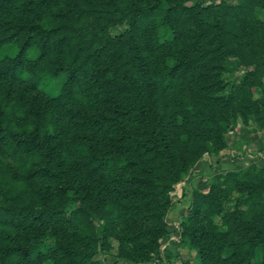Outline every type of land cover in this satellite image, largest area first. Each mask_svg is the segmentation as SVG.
<instances>
[{"label":"rangeland","instance_id":"rangeland-1","mask_svg":"<svg viewBox=\"0 0 264 264\" xmlns=\"http://www.w3.org/2000/svg\"><path fill=\"white\" fill-rule=\"evenodd\" d=\"M149 3L153 11L142 17V13L137 10L138 6ZM230 4L233 7L228 8ZM157 7L165 9L171 18L170 26L158 29L161 37L152 39V29L147 28L146 24L152 22L154 10L161 9ZM10 20L26 24L40 23L32 27L28 38L30 45L21 47L20 34L10 29L12 22L7 23ZM229 20L234 21L235 25L230 26ZM0 21L3 22L0 26V59L19 55L17 58L23 61L36 60L37 64L46 68L45 72L38 75L37 95L23 89L24 83L12 81L14 78H0V98L5 101V108L11 109L13 113L10 123L18 129L26 121H35L38 125L40 113H44L46 124L49 123L53 129H59V133L68 137L72 134V128L67 122L69 115L65 109L82 105L90 108L93 95L89 93L104 87L99 85L101 82L98 80L87 87L86 79L95 72L97 64L108 65L106 61L114 62L119 57L131 63L132 56L136 54L139 60H135V64L142 78L137 83L139 87L150 79L149 70L155 69L153 67L160 63V44L155 45L159 40H170L174 48L196 52L205 44L208 31L212 30L248 33L254 39L257 38L250 49L240 48L238 56L227 57V61L234 63L233 67L224 70L222 89L216 88L222 98L237 86L246 85L251 91V111L256 113L239 110L235 102L228 108L215 105L214 118L216 123L219 122L220 129L214 131L207 110L206 117L195 112L187 113L185 109L182 110V117L179 116V110L175 113V99L182 95L181 90L161 93L157 89L159 111L172 114L171 121L174 124L169 125L168 129L175 144L176 160L181 153L189 159V149L195 153V159L169 188L167 195L171 203L161 210L159 220L162 231L156 250L148 257H140L142 254L136 259L134 255V258L128 257L131 255L127 254L132 251L131 245L125 246L119 240H123L121 234L128 231L124 225L126 222L123 220L121 225H116L113 222L116 212L114 206L106 207L96 216L85 214L88 220L85 225L94 231L96 241L91 243L92 254L82 264H199V249L207 256L204 245L211 243L222 256L219 249L223 242L236 244L242 252L251 251L244 263L264 264V233H259L264 232V0H159V4L156 0H14L8 11L0 12ZM216 24L219 25L216 27ZM45 26L59 28L47 33L43 31ZM98 28L99 34L87 36L88 31ZM143 30L153 40L151 46L145 47L142 43ZM190 35H193L195 44H189ZM64 36L69 41L59 39ZM147 52L150 58L146 57ZM78 64L83 65V68L82 76L76 82L68 80L66 72L59 68L61 65L74 67ZM53 68L58 70L54 71ZM127 71L129 74L132 72L129 68ZM127 80L130 81L129 78ZM106 84L110 85V80ZM127 86L133 89L134 83L129 82ZM69 89L70 92H67ZM63 91H66L65 97H62ZM127 91L124 87L121 94L132 97ZM71 126L75 127L73 124ZM181 131H192L193 134L189 133L188 137L183 135L177 141ZM203 131L212 133L208 138L210 140L198 138ZM193 138L195 141H192ZM217 138L222 140L213 141ZM68 143L72 145L71 138ZM75 160L78 163L81 159L75 156ZM32 161L24 151L18 150L15 153L0 146L1 172L7 169V172L22 174L19 183L26 189L37 184L51 192L54 186L52 181L27 174ZM246 170L249 173H245ZM78 176L84 183L93 177L84 173ZM253 179L256 184L251 183ZM34 189L28 192L32 198L38 199L37 204L41 202L42 196ZM81 193L68 190L60 199L50 201L48 205L61 209V215L44 219L39 229L32 230L42 241L44 257L40 264H68L64 253L58 250L54 236H42L41 228L46 227L45 231L55 235L60 230L54 226L71 225L75 219V210L86 201ZM207 206L210 208L208 213L201 211L198 214V208L202 210ZM78 214L84 219V213ZM257 218L263 230L255 233L253 227L258 226ZM210 225L215 226L220 234L214 233L205 239L199 229L209 228ZM228 225L237 227L231 233L234 236L233 244L227 240ZM249 226H252L250 234L243 230ZM14 227L12 224L0 223V231L7 228L12 231ZM70 232L67 234L72 235Z\"/></svg>","mask_w":264,"mask_h":264},{"label":"trees","instance_id":"trees-1","mask_svg":"<svg viewBox=\"0 0 264 264\" xmlns=\"http://www.w3.org/2000/svg\"><path fill=\"white\" fill-rule=\"evenodd\" d=\"M13 3L14 0H0V12L8 11ZM156 3L159 4V0H156ZM168 4L172 6L171 3ZM231 7H233L231 4L228 5V8ZM157 8L162 10H154L152 22L146 24L147 28L152 29V39L161 37L158 29L170 26L171 18L165 13V9ZM153 9L152 4L149 3L139 5L137 10L142 13V17H146ZM11 22L10 29H13L15 34H20L19 43H22L20 46L24 48L30 45L28 38L31 36L32 27L40 23L7 21L8 24ZM2 24L3 22L0 21V26ZM218 25L216 24V27ZM229 25L233 26L235 22L229 20ZM58 28L45 26L43 31L50 33L51 30ZM221 28H224V25H221ZM98 30L99 28L92 32L88 31L87 36L99 34ZM144 31L141 33L142 43L145 47L151 46L153 40ZM207 36L205 44L196 52L191 49L174 48L170 40H159L155 45L160 44L158 47L161 49L160 63L154 64L155 69L149 70L150 79L139 87L137 83L142 78L135 64V60H139L136 54L132 56L131 63L119 57V60L114 62L106 61L108 65L97 64L95 72L86 79L87 87L93 85L94 80L101 82L99 85L104 87L89 93L90 96L93 95L90 108L82 105L69 106L65 109L69 115L67 122L72 128L70 137L59 133V129H53L49 123L46 124L44 113H40L38 125L35 121L25 120L26 122L21 124V129H18L10 123L12 110L6 109L5 101L0 98V132L2 133L0 138H3L0 139V146L15 153L18 150L26 152L33 160L32 166L27 169V174L54 183L51 192H47V189L37 184L26 189L19 183L22 174L7 172V169L0 171V223L15 225L12 231L8 228L0 231V264L41 263L44 257L41 237L32 230L39 229L44 219L61 215V209L48 204L54 198L60 199L68 190L86 192L81 193L86 201L75 210V219L71 225L54 226L60 230L55 235L45 231L46 227L41 228L42 236H54L58 250L64 253L68 264H82L92 254L91 243L96 241L95 233L85 225L88 223L85 214L93 217L99 214L102 208L112 206L116 210L113 222L121 225L125 220L124 225L128 227V231L121 234L123 240L119 238L125 246L131 245L132 251H128L127 254H131L128 257L134 258V255L136 259L139 254H142L140 257H148L156 250L158 237L162 231L159 220L161 210L171 203L167 195L169 188L179 180L181 174L187 171L195 159V153L189 149V159L184 158L181 153L178 154V161L176 160L175 144L169 136L168 129L169 125L174 124L171 121L172 114L159 111L157 89L161 93L181 90L182 95L175 99V113L177 114L179 110L181 114L179 116L182 117V110L185 109L187 113L195 112L206 117L207 110L210 112L214 131L220 129L219 122L216 123L214 118L215 105L228 108L235 102L239 110L256 113L251 111V91L246 85L237 86L222 98L216 88L222 89V74L226 68L233 67L234 63L227 61V57L238 56L240 48L250 49L255 45L257 38L254 39L248 33H235L229 30L208 31ZM189 37V44H195L193 35ZM59 39L69 41L67 36ZM41 52H43L42 48ZM149 54L147 52L146 57L150 58ZM17 57L19 55L0 59V78H14L12 81L24 83L23 86L21 85L23 89L37 95L38 75L40 72H45L46 68L42 64H37L36 60L26 62ZM59 68L66 72L68 80L76 82L82 76L81 64L74 67L61 65ZM128 68L132 71L130 74ZM53 70L57 71L58 68ZM102 77L104 80H101ZM109 80L110 85H107L106 82ZM129 82L134 83L133 89L127 86ZM124 87L128 90L127 94H132V97L122 95ZM67 92H70V89ZM65 93L62 92V97H65ZM72 124L75 125L74 128ZM189 133L193 134L192 131H181L176 140L179 141L183 135L188 137ZM210 134L203 131L198 138L210 140L208 139ZM69 138H71V146L68 145ZM221 140L222 138H217L213 141ZM192 141H195V138ZM73 144L75 147H72ZM75 156L81 159L80 162L77 163ZM80 173L93 177L91 181L88 178L84 183L78 179ZM245 173H249L248 170ZM252 177L256 176L252 175ZM251 183L257 182L253 179ZM32 188L42 196L41 202L37 204L38 199L32 198L28 192ZM209 210L207 206L202 210L198 208L197 212L208 213ZM81 212L84 213V219L78 214ZM258 221L259 218L256 222L258 226L253 227L255 233L260 229L263 230ZM78 223L82 225L78 226ZM228 228L226 235L228 242L231 243L234 240V236H231L232 230L236 231L237 227L228 225ZM199 230L204 233L205 239L214 233H219L213 225ZM243 230L250 234L252 226ZM68 231H71L72 235H68ZM259 233L264 232L259 231ZM204 247L207 256L199 249V264H212V262L246 264L244 262H247V256L251 252L250 249H247L248 253L242 252L236 244L228 245L226 242L220 245L222 256L211 243Z\"/></svg>","mask_w":264,"mask_h":264}]
</instances>
